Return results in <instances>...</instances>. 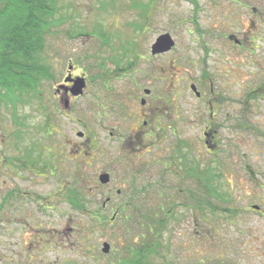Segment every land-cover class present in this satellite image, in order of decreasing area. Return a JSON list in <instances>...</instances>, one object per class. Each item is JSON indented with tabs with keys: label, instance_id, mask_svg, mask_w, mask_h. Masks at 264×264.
I'll use <instances>...</instances> for the list:
<instances>
[{
	"label": "rangeland",
	"instance_id": "1",
	"mask_svg": "<svg viewBox=\"0 0 264 264\" xmlns=\"http://www.w3.org/2000/svg\"><path fill=\"white\" fill-rule=\"evenodd\" d=\"M162 34L174 46L152 57ZM44 43L50 76L40 81L38 99H0V264H128L153 249L152 264H264V0H58ZM69 65L88 77L71 113L54 95ZM191 83L207 93L211 85L232 103L221 119L227 153L219 152L220 164L191 145L200 174L216 175L210 187L218 199L188 175L184 182L166 176L160 193H174L175 205L165 204L166 227L152 240L133 215L142 224L163 203L145 185L155 169L136 180L131 171L160 153L146 155L144 145L131 152L119 131L135 132L137 125L118 118L107 99L128 102L137 114L145 110L139 100L148 99L155 112L163 106L171 121L182 122L184 110H193L184 103L196 101L186 90ZM194 115H186L181 133L189 143L204 127ZM241 122L250 130L234 127ZM102 173L110 175L104 185ZM186 189L195 191L198 205ZM72 192L82 195L83 207L70 202ZM130 196L133 205L126 203ZM121 208L128 221L118 216L111 224ZM103 243L110 245L106 254Z\"/></svg>",
	"mask_w": 264,
	"mask_h": 264
},
{
	"label": "flooded vegetation",
	"instance_id": "2",
	"mask_svg": "<svg viewBox=\"0 0 264 264\" xmlns=\"http://www.w3.org/2000/svg\"><path fill=\"white\" fill-rule=\"evenodd\" d=\"M165 54V53H163ZM162 54H157V55H151L152 57L154 56H161ZM103 78V76H102ZM79 79H83L84 82V88L86 87V83L88 81V77L84 75L83 73H74V67L72 65L68 66V69L66 71V75H64L61 83H59L55 89V97H60V99H63L60 101L63 105L64 108L67 109V113H71L73 110V106L75 104V100L81 97V95L78 96H73L71 93V89L74 87V81L78 82ZM105 80V78H103ZM74 80V81H72ZM194 88V89H193ZM210 90L209 93H207L202 87L199 85H196L195 83H191L188 88L186 89L194 98L196 101L194 102H189V103H184L185 105H188L191 108L185 109L184 110V118H186V115L189 113H193L194 115V120L195 121H203L204 127L201 130L200 135L198 136V141L193 140V143H189L185 137L181 136V133L183 131V126H184V121L186 119L183 118V115H180L179 117L182 118V122L180 119L177 118V121H171L170 119V113L165 111V108L162 106L161 110L159 112H155V109L152 107H149L151 105V102L147 99L145 100L144 98H141L139 100V105L141 106V109H144V112L142 113H136L134 112L133 106L130 107V104L128 102H122L121 104L119 102H113L107 99V102L112 106L113 109L117 112L118 118L121 119V117H128L130 121H134L137 125V130L135 132L127 131V129L122 132L119 131L121 134V137L124 136V140H126V145L127 147L131 150V152H135V150L138 149L139 146L144 145L143 147L140 148L142 151L144 149L145 154H150V155H157L153 157L152 160L149 162V164L142 165L141 167H135L131 172L133 180H136V177L140 175L142 172L148 173L150 172V168L155 169L154 172L151 173L150 181L146 182V188H149L150 193L157 194V198H162L163 203L159 204V208L157 210H154V213L151 215H148V219L152 221V223H160L163 221V226L161 228V231H164V228L166 227L167 221L166 216L168 215L167 213L170 210L168 209L167 212L164 211V206L167 203L168 205H175V199L173 198L174 193L171 195L168 191L167 193H160V189L163 188L164 186V179L165 177L169 175H174L176 178L180 179L179 181L184 182L186 180V175H188L191 179V176L194 175L195 178L194 182L196 183L197 188L200 190V173H201V167L200 164L198 163V158H193V155L191 153V145L193 144L194 146H201L204 151L208 152L211 155V159L213 160V163H219L218 159V154L219 152H226V149H222L224 147L223 139L219 135L220 128L225 127L224 120L221 119H226L228 118L231 113L228 112L227 108L228 106L232 105V103L227 102L226 97H222V95H219L218 92L214 91L212 86H209ZM227 88V87H226ZM147 91V92H146ZM185 92V91H184ZM147 97L149 98L152 93L150 91L145 90L144 92ZM160 97H156V99L159 101ZM106 98L104 97V100ZM161 99V98H160ZM106 101V100H105ZM162 104H165V100L161 99ZM157 103L152 104L153 107H155ZM54 105V103H53ZM56 106L55 109L58 112H61L59 109V102H56L54 105ZM101 109V113L99 115L100 123L101 126L104 125V122L108 119V114L106 113L105 109L108 107L102 105H99ZM157 109H160L157 107ZM192 110V112H191ZM208 111V112H207ZM208 114V117H202L200 119V116H204L205 114ZM244 112H242V115ZM55 115V110L50 113V116ZM145 116L146 119H144L143 122L139 121V117ZM228 123L229 121L226 120ZM221 125V126H220ZM235 128L242 130V131H249L250 128L248 125H246L244 122H241L240 124H236L234 126ZM231 128V127H230ZM110 135L112 133H109ZM76 135L79 138H85L86 134L85 132L81 131H76ZM113 136V135H112ZM119 136V134H118ZM117 136V137H118ZM171 138V140H169ZM143 141L145 144H143ZM93 146L96 147V145L93 143ZM59 147V146H58ZM186 149V150H185ZM60 152V151H59ZM152 152V154L150 153ZM80 153V152H79ZM141 153L139 154H134L135 157H138ZM29 155V154H28ZM60 155L65 158V155L63 152H60ZM81 155V154H79ZM152 155V156H153ZM38 156H41L38 154ZM37 157V154H36ZM35 155L34 158L36 159ZM230 157V155H229ZM38 160V159H37ZM40 160V159H39ZM198 160V161H196ZM211 161V160H210ZM144 163V162H142ZM191 165L189 167H186L187 164ZM224 163V162H223ZM25 166V165H23ZM74 169L78 170L77 166L74 167ZM214 169V168H213ZM102 174H108L109 173H102ZM214 174V173H213ZM215 178V174L213 175ZM99 177V176H98ZM109 181H110V175H109ZM168 187V185H167ZM145 186H142L140 189L137 191H144ZM136 192V190L134 189ZM116 195H121V190H116L115 191ZM185 193V191H183ZM9 195V192H8ZM176 195V194H175ZM179 195V194H178ZM185 196V195H184ZM132 196H130V200L126 203L133 205V201H131ZM111 201L110 197L106 198V202L109 203ZM255 206V205H254ZM259 209V207H258ZM105 210H102V212ZM120 210H123V208L114 211L113 215L114 219L119 215ZM259 212L257 209H253ZM101 211L98 212L97 218L101 220L102 213ZM158 212L161 214V216L165 217V219H159ZM105 213V212H104ZM167 214V215H166ZM156 226L154 225L153 228ZM153 228L150 229L151 235L154 234ZM155 231V229H154ZM161 233V232H160Z\"/></svg>",
	"mask_w": 264,
	"mask_h": 264
},
{
	"label": "trees",
	"instance_id": "3",
	"mask_svg": "<svg viewBox=\"0 0 264 264\" xmlns=\"http://www.w3.org/2000/svg\"><path fill=\"white\" fill-rule=\"evenodd\" d=\"M57 3L58 0H0V99L10 101L15 97L23 96L38 99L40 81L50 76V67L44 64L42 53L45 50L44 36L50 29ZM191 178L195 180L197 176L192 175ZM213 178L214 176L208 171H202L200 184L208 186L207 189L217 196V192L210 187ZM186 192L198 205L195 191L186 189ZM69 200L76 207H83L85 203L79 192H72ZM172 206L173 204L170 208ZM124 211V209L120 210L118 216H121L123 221H128ZM133 211L138 213L137 208ZM133 216L134 223L140 224L139 230L146 227L150 232L151 226L157 225L154 228L155 233L152 235L149 233L150 239L153 240L157 236L160 238L163 221L152 223L148 218L145 219L146 221L141 219L143 223L146 222L144 225L138 221V216ZM116 219L110 223L114 224ZM154 253H156L155 249L149 253L145 252L128 264H152L151 260L147 259V255Z\"/></svg>",
	"mask_w": 264,
	"mask_h": 264
},
{
	"label": "water",
	"instance_id": "4",
	"mask_svg": "<svg viewBox=\"0 0 264 264\" xmlns=\"http://www.w3.org/2000/svg\"><path fill=\"white\" fill-rule=\"evenodd\" d=\"M174 46V41L171 38L169 34H162L158 36L154 43L151 45L150 53L151 55H157V54H163L169 52ZM74 81V80H72ZM74 87L71 89V93L73 96H78L82 94L83 88H84V82L83 79H79L78 82H73ZM194 89V88H193ZM147 92V91H146ZM98 180L101 184H107L109 182V175L108 174H101L98 177ZM253 209H257V206H253ZM114 216L111 217V220L114 219ZM110 251V245L107 243H103L102 245V252L104 254L108 253Z\"/></svg>",
	"mask_w": 264,
	"mask_h": 264
}]
</instances>
